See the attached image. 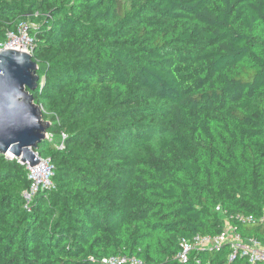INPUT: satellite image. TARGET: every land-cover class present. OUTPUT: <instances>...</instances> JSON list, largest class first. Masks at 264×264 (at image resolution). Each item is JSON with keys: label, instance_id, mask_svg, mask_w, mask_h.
I'll list each match as a JSON object with an SVG mask.
<instances>
[{"label": "trees", "instance_id": "trees-1", "mask_svg": "<svg viewBox=\"0 0 264 264\" xmlns=\"http://www.w3.org/2000/svg\"><path fill=\"white\" fill-rule=\"evenodd\" d=\"M20 22L53 188L0 157V264H252L176 256L224 218L264 245V0H0Z\"/></svg>", "mask_w": 264, "mask_h": 264}, {"label": "water", "instance_id": "water-1", "mask_svg": "<svg viewBox=\"0 0 264 264\" xmlns=\"http://www.w3.org/2000/svg\"><path fill=\"white\" fill-rule=\"evenodd\" d=\"M36 70L32 54L0 52V157L19 159L29 167L40 162L35 151L47 139L50 126L32 96L39 82Z\"/></svg>", "mask_w": 264, "mask_h": 264}, {"label": "built area", "instance_id": "built-area-1", "mask_svg": "<svg viewBox=\"0 0 264 264\" xmlns=\"http://www.w3.org/2000/svg\"><path fill=\"white\" fill-rule=\"evenodd\" d=\"M34 46V38L29 32V25L26 22H20L16 30L8 32L5 40L0 42V52L3 50H17L32 54ZM64 138V137H63ZM62 147V146H61ZM39 157V156H38ZM11 159L10 157H7ZM40 158V162L35 167L23 165L19 159H15L20 165L24 166L27 171V178L29 181V188L24 192V199L30 201L32 196L41 190H49L53 188V169L48 158ZM13 160V159H12ZM219 208H217L218 210ZM264 222V216L262 218ZM227 244L230 246L231 254L229 261L231 262L234 257L245 258L248 263H262L264 264V245L256 240L244 241L229 225L223 228V231L216 237H201L195 236L191 240H183L181 242V249L176 258L180 261H185L189 254L193 251L204 249H219L222 245ZM126 260L122 258H109L105 259V264H118L124 263ZM131 264H140L134 260L130 261Z\"/></svg>", "mask_w": 264, "mask_h": 264}, {"label": "rangeland", "instance_id": "rangeland-1", "mask_svg": "<svg viewBox=\"0 0 264 264\" xmlns=\"http://www.w3.org/2000/svg\"><path fill=\"white\" fill-rule=\"evenodd\" d=\"M47 139H50V140H51L52 137L47 135ZM56 139H57V138H56ZM228 227H229V223H228V221L224 218V228L227 229Z\"/></svg>", "mask_w": 264, "mask_h": 264}, {"label": "clouds", "instance_id": "clouds-1", "mask_svg": "<svg viewBox=\"0 0 264 264\" xmlns=\"http://www.w3.org/2000/svg\"><path fill=\"white\" fill-rule=\"evenodd\" d=\"M32 119L34 120V119H35V117L33 116V117H32Z\"/></svg>", "mask_w": 264, "mask_h": 264}]
</instances>
